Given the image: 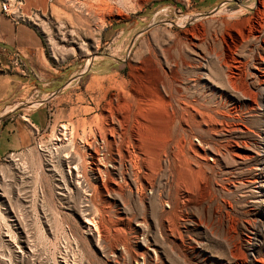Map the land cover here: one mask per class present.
<instances>
[{
	"label": "rangeland",
	"instance_id": "1",
	"mask_svg": "<svg viewBox=\"0 0 264 264\" xmlns=\"http://www.w3.org/2000/svg\"><path fill=\"white\" fill-rule=\"evenodd\" d=\"M10 2L47 123L0 158V264H264V0Z\"/></svg>",
	"mask_w": 264,
	"mask_h": 264
},
{
	"label": "crops",
	"instance_id": "2",
	"mask_svg": "<svg viewBox=\"0 0 264 264\" xmlns=\"http://www.w3.org/2000/svg\"><path fill=\"white\" fill-rule=\"evenodd\" d=\"M0 49L7 53H18L23 61L22 70L26 69L28 74L32 69H45L41 42L35 32L26 26L11 23L1 12ZM5 60L7 59L2 57V67ZM34 60H37V63ZM8 69L5 72L0 70V158L29 146L31 136L28 126L35 130H44L47 123L43 109H17L34 97L44 100L47 92L33 88L29 76L19 72L12 65H9Z\"/></svg>",
	"mask_w": 264,
	"mask_h": 264
},
{
	"label": "built area",
	"instance_id": "3",
	"mask_svg": "<svg viewBox=\"0 0 264 264\" xmlns=\"http://www.w3.org/2000/svg\"><path fill=\"white\" fill-rule=\"evenodd\" d=\"M0 12L1 15L8 21H10L13 24H20V25H28L30 23L31 25L33 24V20H35L34 17H30L31 19L23 16L20 12L19 9L16 5L10 2V0H0ZM2 57H5V63L2 67ZM22 58L20 55L16 52L14 53H7L6 51L0 49V70L2 72L8 71L9 65H12L13 67L17 68L19 72H23L22 70ZM28 129L30 131L31 136L35 137L38 135L39 131L33 129L31 126H28ZM93 149H94V155H95V160L98 163L101 161L106 153V149L104 147L103 142L100 139H96L95 142L93 143ZM12 153H9L11 155ZM100 170L98 168L94 169L95 174H91L92 179H98L102 180L101 173L99 172ZM84 196H88L87 192L83 193Z\"/></svg>",
	"mask_w": 264,
	"mask_h": 264
},
{
	"label": "bare ground",
	"instance_id": "4",
	"mask_svg": "<svg viewBox=\"0 0 264 264\" xmlns=\"http://www.w3.org/2000/svg\"><path fill=\"white\" fill-rule=\"evenodd\" d=\"M34 106H38V104L37 103H34V104H32V107H34ZM113 107V106H112ZM116 107V106H115ZM121 109V108H120ZM110 111V110H109ZM121 116V115H120ZM123 117V116H122ZM110 131V130H109ZM59 133V132H58ZM60 136V135H59ZM62 138V137H61ZM64 138H65V136H64ZM61 140H63V138L61 139ZM61 140H60V142H61ZM64 141V140H63ZM58 142V141H57ZM59 144H61V143H59ZM206 152H207V154H208V156H209V158H211L213 155H215L214 154V151H212V150H210V149H207L206 148V150H205ZM156 162V161H155ZM98 165V164H97ZM116 167V166H115ZM180 167V166H179ZM181 168V167H180ZM183 169V168H182ZM75 170V169H74ZM101 170V169H100ZM94 172V171H93ZM68 173V177H70V174L71 173H69V172H67ZM80 176L75 172V174H74V180L75 179H78ZM73 183H74V185H76L77 187L79 186V183H78V181L77 180H75V181H73ZM260 188H264V181H262L261 183H260ZM107 190V189H106ZM48 195V193L47 192H44L43 193V197H46ZM86 197V196H85ZM89 199V198H88ZM89 201V200H88ZM91 203V202H90ZM88 206V205H87ZM167 206V205H166ZM82 214V213H81ZM89 221V220H88ZM85 223H86V221H84ZM87 223H89V222H87ZM136 226V228H137V230L139 229V230H142V227H141V224L140 223H138L137 222V224L135 225ZM91 232V231H90ZM142 234V233H141ZM142 242V241H141ZM97 246V245H96ZM142 247H143V245H141ZM99 248V247H98ZM143 252H144V255H143V253H142V257H140V258H136L135 260H134V264H151L153 261H155V255H154V250L153 249H151V248H149V247H145L144 246V249L142 250ZM139 256H141V254L139 255ZM140 259V260H139Z\"/></svg>",
	"mask_w": 264,
	"mask_h": 264
}]
</instances>
